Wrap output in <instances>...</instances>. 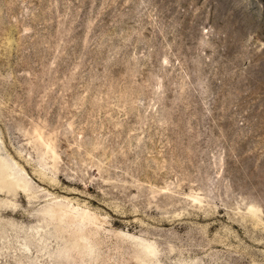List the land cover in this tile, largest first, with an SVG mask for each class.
Here are the masks:
<instances>
[{
  "label": "rangeland",
  "instance_id": "obj_1",
  "mask_svg": "<svg viewBox=\"0 0 264 264\" xmlns=\"http://www.w3.org/2000/svg\"><path fill=\"white\" fill-rule=\"evenodd\" d=\"M0 264H264V0H0Z\"/></svg>",
  "mask_w": 264,
  "mask_h": 264
},
{
  "label": "bare ground",
  "instance_id": "obj_2",
  "mask_svg": "<svg viewBox=\"0 0 264 264\" xmlns=\"http://www.w3.org/2000/svg\"><path fill=\"white\" fill-rule=\"evenodd\" d=\"M139 258H141V257L139 256Z\"/></svg>",
  "mask_w": 264,
  "mask_h": 264
}]
</instances>
